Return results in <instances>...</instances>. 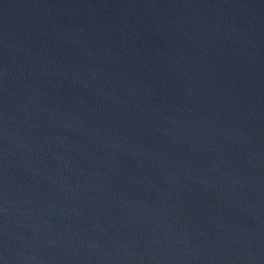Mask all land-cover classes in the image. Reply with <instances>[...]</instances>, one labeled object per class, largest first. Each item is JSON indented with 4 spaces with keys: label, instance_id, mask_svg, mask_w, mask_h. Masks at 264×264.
I'll return each instance as SVG.
<instances>
[{
    "label": "water",
    "instance_id": "1",
    "mask_svg": "<svg viewBox=\"0 0 264 264\" xmlns=\"http://www.w3.org/2000/svg\"><path fill=\"white\" fill-rule=\"evenodd\" d=\"M0 264H264V0H0Z\"/></svg>",
    "mask_w": 264,
    "mask_h": 264
}]
</instances>
